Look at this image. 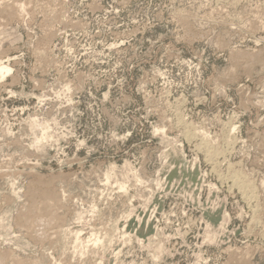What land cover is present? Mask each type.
Wrapping results in <instances>:
<instances>
[{"label":"rangeland","instance_id":"obj_1","mask_svg":"<svg viewBox=\"0 0 264 264\" xmlns=\"http://www.w3.org/2000/svg\"><path fill=\"white\" fill-rule=\"evenodd\" d=\"M0 264H264V0H0Z\"/></svg>","mask_w":264,"mask_h":264},{"label":"bare ground","instance_id":"obj_2","mask_svg":"<svg viewBox=\"0 0 264 264\" xmlns=\"http://www.w3.org/2000/svg\"><path fill=\"white\" fill-rule=\"evenodd\" d=\"M206 152V151H205ZM210 152V151H209ZM203 154V153H202ZM230 154V153H229ZM249 206V205H248Z\"/></svg>","mask_w":264,"mask_h":264}]
</instances>
